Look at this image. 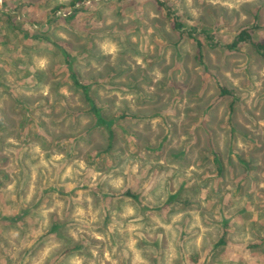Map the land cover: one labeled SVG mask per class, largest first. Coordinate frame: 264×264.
Returning <instances> with one entry per match:
<instances>
[{"label":"rangeland","instance_id":"rangeland-1","mask_svg":"<svg viewBox=\"0 0 264 264\" xmlns=\"http://www.w3.org/2000/svg\"><path fill=\"white\" fill-rule=\"evenodd\" d=\"M72 1L0 0V264H264V0Z\"/></svg>","mask_w":264,"mask_h":264},{"label":"trees","instance_id":"trees-1","mask_svg":"<svg viewBox=\"0 0 264 264\" xmlns=\"http://www.w3.org/2000/svg\"><path fill=\"white\" fill-rule=\"evenodd\" d=\"M83 0H73L70 5L71 6H76L78 3L82 2ZM158 5L160 7H165L166 4L165 2H163V0H156ZM65 5H61V6H58L55 8V12H59L60 9L64 8ZM168 9V16L170 17L171 19V22H172V26L175 30H179V31H182L184 29V26L182 24V22H180V17L178 15H176L172 9ZM0 24H1V17H0ZM189 37L191 39H193L194 41L197 42L198 44V57L201 58L202 57V44L201 42L194 36L193 33H189ZM251 45L260 55L264 56V42H259V41H256L252 35V32L249 30V29H244L242 31H240L234 41L227 45V49L229 51H239L240 48L243 46V45ZM73 73V79L75 81V83L77 85H79L82 89H83V92H84V96H85V99L87 101H89L91 104H92V111L95 115V117L97 118V121L99 124L101 125H105V126H110V124L114 123L115 120L117 118H113V119H106L104 117V115L102 114L101 110L99 107H97V105L93 102V99L91 97V94H90V86L88 84H83L81 82H79L77 79H76V73L75 72H72ZM222 93L223 95H232V92L228 91L226 88L222 87ZM109 134H110V140H112L113 138V131L112 130H109ZM221 170V168H220ZM127 196H131V197H134L133 194H131L130 192H127L126 194ZM174 198H171V201L170 202H173ZM222 244H224V240L221 242Z\"/></svg>","mask_w":264,"mask_h":264}]
</instances>
